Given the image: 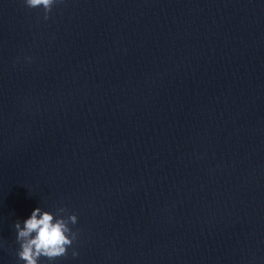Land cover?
I'll return each mask as SVG.
<instances>
[{"label": "clouds", "instance_id": "1", "mask_svg": "<svg viewBox=\"0 0 264 264\" xmlns=\"http://www.w3.org/2000/svg\"><path fill=\"white\" fill-rule=\"evenodd\" d=\"M57 0H25L29 8H43L44 19L49 18L53 5ZM77 216L68 214L65 207H60L55 213L36 207L30 217L22 223L16 221V240L19 244L17 252L23 264H40L42 258L52 262L68 255V249L76 241L78 233L70 225H75ZM72 256H78L73 250Z\"/></svg>", "mask_w": 264, "mask_h": 264}]
</instances>
